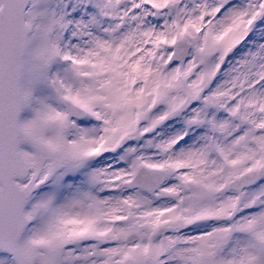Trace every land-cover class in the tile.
Returning a JSON list of instances; mask_svg holds the SVG:
<instances>
[{
    "label": "snow or ice",
    "instance_id": "1",
    "mask_svg": "<svg viewBox=\"0 0 264 264\" xmlns=\"http://www.w3.org/2000/svg\"><path fill=\"white\" fill-rule=\"evenodd\" d=\"M0 264H264V0H0Z\"/></svg>",
    "mask_w": 264,
    "mask_h": 264
}]
</instances>
